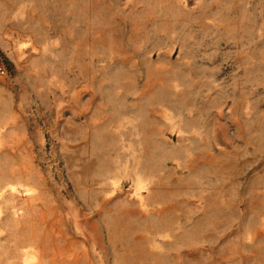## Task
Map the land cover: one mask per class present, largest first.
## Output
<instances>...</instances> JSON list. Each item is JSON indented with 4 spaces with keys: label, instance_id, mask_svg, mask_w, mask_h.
Segmentation results:
<instances>
[{
    "label": "rangeland",
    "instance_id": "obj_1",
    "mask_svg": "<svg viewBox=\"0 0 264 264\" xmlns=\"http://www.w3.org/2000/svg\"><path fill=\"white\" fill-rule=\"evenodd\" d=\"M0 264H264V0H0Z\"/></svg>",
    "mask_w": 264,
    "mask_h": 264
},
{
    "label": "built area",
    "instance_id": "obj_2",
    "mask_svg": "<svg viewBox=\"0 0 264 264\" xmlns=\"http://www.w3.org/2000/svg\"><path fill=\"white\" fill-rule=\"evenodd\" d=\"M7 67L4 63L3 59L0 56V76H6L7 75Z\"/></svg>",
    "mask_w": 264,
    "mask_h": 264
}]
</instances>
